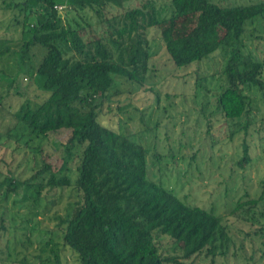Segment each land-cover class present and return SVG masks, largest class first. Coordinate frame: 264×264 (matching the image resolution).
I'll return each mask as SVG.
<instances>
[{"label": "trees", "instance_id": "obj_1", "mask_svg": "<svg viewBox=\"0 0 264 264\" xmlns=\"http://www.w3.org/2000/svg\"><path fill=\"white\" fill-rule=\"evenodd\" d=\"M129 1L80 0L76 6L75 0H0V9L23 14L20 52L34 45L47 51L36 68H31V74L27 68L31 82L38 81L43 90V99L35 107L24 104L19 111H11L3 99L9 95L7 87L15 88L18 82L13 70L9 73L8 66L2 69L0 64V107L12 112L16 126L18 121L23 124L29 140H45L61 130L71 133L61 170L76 163V199L61 219V228L63 245L77 255L78 264H184L178 259L187 261L204 254L211 258L209 264H214L219 243L230 240L223 217L213 209L189 203L151 179L148 149L133 135L103 125L99 118L124 93L119 92L118 81L138 89L146 85L151 71L147 31L194 17L189 31L191 48L169 43L170 60L184 69L222 51L226 59L218 75L217 110L233 123L247 117L243 125L236 126L237 131L248 135L253 95H264V60L259 61L249 51L245 38L251 34L262 39L263 30L258 26L264 20V0H168L164 5H158L157 0H141L125 9ZM67 4L88 9L97 22L107 24L106 29L97 33L91 24H87L89 30L72 26L69 16H62L58 9H66ZM108 6L120 12L106 18ZM10 53L19 52L0 46V61ZM9 129L5 134L10 139ZM248 150L245 145L240 164L250 161ZM156 159L160 161V155ZM3 185H7L5 190ZM261 185L258 196L241 198L230 215L259 225L255 233L264 238V179ZM69 186L70 179L57 177L44 160L25 181L5 178L0 183V195L5 201L14 195L13 203L17 204L42 195L54 196ZM14 225L6 207L0 206V239L15 233ZM163 238L170 248L162 247ZM170 250L179 252L180 257L166 256Z\"/></svg>", "mask_w": 264, "mask_h": 264}, {"label": "rangeland", "instance_id": "obj_2", "mask_svg": "<svg viewBox=\"0 0 264 264\" xmlns=\"http://www.w3.org/2000/svg\"><path fill=\"white\" fill-rule=\"evenodd\" d=\"M140 1L130 0L125 9L135 7ZM167 1L157 0V3L164 5ZM75 2L77 6L80 0ZM66 6L60 14L68 15L72 26H85L89 30L87 24H91L97 33L106 29L107 24L97 22L96 15L88 9ZM119 12L116 7L108 6L105 16L112 18ZM30 19L32 21L33 16ZM22 20L23 14L18 10L0 9V46L19 52L17 55L10 53L5 61H0L2 69L7 65V72L13 70L12 75L18 82L13 85L15 88L7 87L9 95L3 99L11 111H19L24 104L35 107L44 97L38 81L31 82L27 72L32 73L31 68H36L47 51L34 45L20 52L24 43L21 39ZM194 21V17L171 21L147 31L151 71L146 85L138 89L125 81H118L119 92L124 93L113 100L110 109L105 108L99 121L123 134L133 135L148 149L151 179L172 189L189 203L213 209L216 215L223 217L230 240L219 243L214 264H264V238L255 233L259 225H251L230 215L241 198L246 195L256 197L262 189L264 95L261 92L253 95L255 104L249 117L252 126L247 135L237 131L236 126L238 123L243 125L247 117L233 123L217 110L218 75L226 59L222 51L187 68L175 67L167 45L173 43L188 48L191 45L189 31ZM258 28L263 30L260 33L262 39L249 34L245 40L249 51L263 61L264 20ZM9 109L6 111L0 107V183L10 176L21 181L31 178L45 160L57 177L67 176L72 186L54 196L42 195L40 199L17 204L13 203L14 195H10L8 201L0 195V206L6 207L7 216L17 228L15 233L0 239V264H78L77 255L63 245L61 228V219L66 217L70 204L76 199L73 187L77 178L76 163L70 169L61 170L71 133L61 130L51 133L45 140H29L27 129L20 121L16 126ZM9 127L13 128L10 139L5 134ZM245 145L249 147L250 161L240 164ZM156 155H160V161ZM2 187L5 190L7 185ZM162 240V247L170 248L167 238ZM169 255L180 257L179 252L171 250L166 253ZM178 260L184 264L211 262L205 254L187 261Z\"/></svg>", "mask_w": 264, "mask_h": 264}, {"label": "built area", "instance_id": "obj_3", "mask_svg": "<svg viewBox=\"0 0 264 264\" xmlns=\"http://www.w3.org/2000/svg\"><path fill=\"white\" fill-rule=\"evenodd\" d=\"M58 9H59V10H62L63 8H62V6H59Z\"/></svg>", "mask_w": 264, "mask_h": 264}]
</instances>
